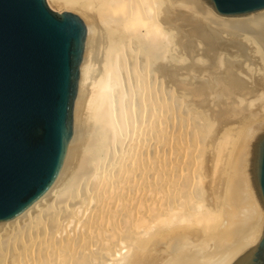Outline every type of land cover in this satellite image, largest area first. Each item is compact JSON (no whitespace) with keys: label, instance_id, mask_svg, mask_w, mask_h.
<instances>
[{"label":"bare ground","instance_id":"bare-ground-1","mask_svg":"<svg viewBox=\"0 0 264 264\" xmlns=\"http://www.w3.org/2000/svg\"><path fill=\"white\" fill-rule=\"evenodd\" d=\"M48 1L88 28L74 135L49 191L0 222V264L213 251L240 147L264 125V46L176 0Z\"/></svg>","mask_w":264,"mask_h":264},{"label":"water","instance_id":"water-1","mask_svg":"<svg viewBox=\"0 0 264 264\" xmlns=\"http://www.w3.org/2000/svg\"><path fill=\"white\" fill-rule=\"evenodd\" d=\"M176 1L264 46V0ZM87 36L81 16L48 0H0V222L25 212L61 173ZM172 264H264V125L240 147L219 243Z\"/></svg>","mask_w":264,"mask_h":264},{"label":"rangeland","instance_id":"rangeland-1","mask_svg":"<svg viewBox=\"0 0 264 264\" xmlns=\"http://www.w3.org/2000/svg\"><path fill=\"white\" fill-rule=\"evenodd\" d=\"M48 3H49V1H48ZM49 5H50V3H49ZM50 7H51L52 9L56 10V11L63 12V11H60V10L54 8V7L51 6V5H50ZM64 11H67V10H64ZM68 11H70V10H68ZM71 11H72V10H71ZM72 12H74V11H72ZM75 13H76V12H75ZM101 45H102V44H101V42H100V44H99L100 50H99V48H98L97 52H99V53L96 54V55H97V56H96L97 58H98L99 56L101 57V54H100V51H101ZM96 57H95V61H96V62H94V63L96 64V66H95V64H94V67H93V68H94V69H93L94 71H97V69H99V67H100V62H99L100 60L97 61ZM241 58H245V57H244V56H243V57L241 56ZM98 59H100V58H98ZM98 63H99V64H98ZM98 65H99V67H97ZM96 68H97V69H96Z\"/></svg>","mask_w":264,"mask_h":264}]
</instances>
